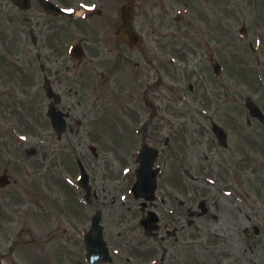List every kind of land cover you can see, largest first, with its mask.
<instances>
[{"label": "rangeland", "instance_id": "obj_1", "mask_svg": "<svg viewBox=\"0 0 264 264\" xmlns=\"http://www.w3.org/2000/svg\"><path fill=\"white\" fill-rule=\"evenodd\" d=\"M53 1L96 5L102 13L48 25L41 10L38 24L36 2L26 13L0 2V175L22 163V172L13 171L19 186L51 200L40 218L14 198L8 204L18 187L0 192V264H88L82 232L98 209L116 264H264V124L245 107L250 97L264 111V0ZM127 2L144 34L135 55L117 47ZM79 38L86 54L71 59L68 49ZM148 51L164 72L142 70ZM45 74L70 115L61 136L48 116ZM215 122L228 133V148L212 132ZM144 144L160 151L161 212L178 206L183 216L184 230L164 241H143L131 193ZM77 156L91 173L92 205L78 184ZM203 200L206 214L198 207Z\"/></svg>", "mask_w": 264, "mask_h": 264}, {"label": "flooded vegetation", "instance_id": "obj_2", "mask_svg": "<svg viewBox=\"0 0 264 264\" xmlns=\"http://www.w3.org/2000/svg\"><path fill=\"white\" fill-rule=\"evenodd\" d=\"M37 22L39 24V19L37 20ZM38 27H40V25H38ZM37 33H38V31H37ZM118 35H117L116 38H118ZM120 46H123V47L126 46L129 49V51L133 55H135L134 52H133L135 49H132L128 45L119 42L118 39H117V47H120ZM140 47L138 49H136V50L139 51ZM121 54H123V53H121ZM107 56H108V54H107ZM158 63L159 62L156 60V57L155 56H151L150 51H148V53L146 54V56L144 58V63H143V69L142 70H146L145 65H147L148 69L154 70L155 73H157L155 69H157V71L160 72V73H161L160 70H162V72H164L165 71L164 67H160ZM118 67H119V65L117 64V68ZM137 67H140V65H137ZM159 83H161V81H159ZM69 118H70V116H69ZM22 142L28 143L27 139H25L24 141L22 140ZM21 165H22V163H21ZM21 165L20 164H16V166L14 168L11 167V168L4 169L3 173L0 176L3 175V177H6V178L4 179V178L0 177V192H2V193L3 192H7L13 187H18V189L16 190L15 193L12 192L10 194L11 200L14 198L15 201L17 203H19L21 205V207H23V210L25 211L26 215H28V213H31L32 211H36L35 212L36 216L37 217L39 216L40 218H42V217H44L47 214L48 207H49V205L51 203L49 193L48 192L42 193V191H41V192H39V195H38L36 192L33 193L32 191H24L22 189V187H20L19 184H18L20 182V181H18L19 178H16L15 175H14V172H13L14 170H18V171L22 172L21 171ZM24 172L26 174H28L27 171H24ZM95 196H96V194H95ZM7 197L1 195V198L6 200V201H7ZM12 202H13V200H12ZM8 204L14 205V202L12 204L9 202ZM180 210H181V208H178V206H177L174 210L172 209L170 212L164 213V217L167 220L169 219L168 217H172V219H171L172 222L171 223H167L165 228L162 227V229H164L166 231L167 236H172V232L174 230H175V233L178 232V229H180V228H181V230H184V228H183L184 226H182L183 216H182ZM14 212H15L16 218H19L20 217L18 215L19 208H16V210ZM86 232L87 231L82 232L83 233L82 236L84 235V233L86 234ZM166 239H167L166 237H162L163 241L166 240ZM82 246L84 247L83 244H82Z\"/></svg>", "mask_w": 264, "mask_h": 264}, {"label": "water", "instance_id": "obj_3", "mask_svg": "<svg viewBox=\"0 0 264 264\" xmlns=\"http://www.w3.org/2000/svg\"><path fill=\"white\" fill-rule=\"evenodd\" d=\"M122 23L124 24L123 28L124 30L128 33H130V31H132V27H131V20L129 19H125V17L122 18ZM247 107L252 111L253 115H257L259 114V110L258 108L252 103V101L250 99L247 100ZM216 131L218 130V127L216 126Z\"/></svg>", "mask_w": 264, "mask_h": 264}]
</instances>
